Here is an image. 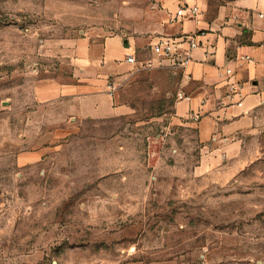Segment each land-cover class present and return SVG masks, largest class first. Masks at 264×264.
Returning a JSON list of instances; mask_svg holds the SVG:
<instances>
[{
  "label": "rangeland",
  "instance_id": "1",
  "mask_svg": "<svg viewBox=\"0 0 264 264\" xmlns=\"http://www.w3.org/2000/svg\"><path fill=\"white\" fill-rule=\"evenodd\" d=\"M140 3L0 0V264H264V130L240 157L213 158L166 73L131 67L125 115L32 99L72 39L140 23ZM23 152L36 158L21 165Z\"/></svg>",
  "mask_w": 264,
  "mask_h": 264
},
{
  "label": "crops",
  "instance_id": "2",
  "mask_svg": "<svg viewBox=\"0 0 264 264\" xmlns=\"http://www.w3.org/2000/svg\"><path fill=\"white\" fill-rule=\"evenodd\" d=\"M139 1L132 13L140 23L122 24L112 34H106L102 26H89L82 36L72 39L62 63L33 79L32 99L40 104L59 102L72 118L125 115L130 107L117 101V90L112 94L107 90V80L121 76L130 67L124 62L125 54L148 56L147 35L156 40L203 28L206 34L185 70H151L166 73L175 90L189 96L176 101L177 111L194 124L200 143L212 149L213 158L240 157L244 137L264 130V0H234L217 6L211 13L205 11L199 23L169 21L179 0ZM203 4L206 8L205 1ZM237 54L251 57L249 62L233 65L234 79L241 86V105L224 98L225 81L218 75ZM192 110L199 112L198 121L188 118ZM35 155L23 152L18 163L26 164Z\"/></svg>",
  "mask_w": 264,
  "mask_h": 264
},
{
  "label": "built area",
  "instance_id": "3",
  "mask_svg": "<svg viewBox=\"0 0 264 264\" xmlns=\"http://www.w3.org/2000/svg\"><path fill=\"white\" fill-rule=\"evenodd\" d=\"M205 0H179L175 10L171 13L170 22H182L191 20L199 23L204 16ZM206 34L203 28H196L194 31L183 33L177 37L161 36L148 45L149 55L146 57H138L135 52L127 53L124 62L128 64L133 71L151 70L157 68L170 67L175 69H183L192 62L193 51L200 46V38ZM251 61L248 54H237L228 63L222 67L218 73L219 77L225 81L224 98L230 103L241 105V86L234 79V64ZM124 81V77L116 76L107 80V90L110 94L117 90ZM176 101L189 99V96L181 91L176 94ZM237 97V99H235ZM188 118L198 121L199 112L190 111ZM215 139V136H212Z\"/></svg>",
  "mask_w": 264,
  "mask_h": 264
},
{
  "label": "water",
  "instance_id": "4",
  "mask_svg": "<svg viewBox=\"0 0 264 264\" xmlns=\"http://www.w3.org/2000/svg\"><path fill=\"white\" fill-rule=\"evenodd\" d=\"M53 263H54V264H56V262H55V261H54Z\"/></svg>",
  "mask_w": 264,
  "mask_h": 264
}]
</instances>
